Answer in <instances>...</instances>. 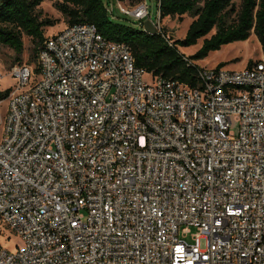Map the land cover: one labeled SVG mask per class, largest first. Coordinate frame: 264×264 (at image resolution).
Instances as JSON below:
<instances>
[{
  "label": "built area",
  "instance_id": "built-area-1",
  "mask_svg": "<svg viewBox=\"0 0 264 264\" xmlns=\"http://www.w3.org/2000/svg\"><path fill=\"white\" fill-rule=\"evenodd\" d=\"M109 4L150 21L147 0ZM36 61L8 71L0 228L20 244L0 264H264L263 57L189 87L77 23Z\"/></svg>",
  "mask_w": 264,
  "mask_h": 264
},
{
  "label": "trees",
  "instance_id": "trees-1",
  "mask_svg": "<svg viewBox=\"0 0 264 264\" xmlns=\"http://www.w3.org/2000/svg\"><path fill=\"white\" fill-rule=\"evenodd\" d=\"M44 1H53L54 6L68 24L94 25L109 42L124 43L131 48L135 66L154 76L197 87L194 63L220 50L223 46L245 42L253 34L261 46L264 59V0H241L240 8L233 20L232 0H159V20L188 15L193 18L182 40L172 41L162 32L148 34L141 28L112 20L106 12V4L124 0H4L0 5V46L15 52V61H20L23 50L22 38H30L33 45L31 59L36 58L42 42L44 29L55 23L41 18L38 7ZM142 0H132L133 6ZM203 40L201 47L191 56L179 52V48L195 46ZM253 63L249 62L247 67ZM220 65L219 67H222ZM38 69H36V72ZM10 89L0 91V102L7 99Z\"/></svg>",
  "mask_w": 264,
  "mask_h": 264
},
{
  "label": "rangeland",
  "instance_id": "rangeland-1",
  "mask_svg": "<svg viewBox=\"0 0 264 264\" xmlns=\"http://www.w3.org/2000/svg\"><path fill=\"white\" fill-rule=\"evenodd\" d=\"M124 3L127 6L132 7V0H124ZM234 12L230 16V20H233L235 13L239 10L241 0H232ZM111 7L115 4L110 3ZM148 11L150 13L149 19L154 24L158 22L157 15V6L155 0H147ZM38 12L41 15V18H47L52 20L55 25L53 27H48L44 29V37H50L59 31H61L67 24V19L56 10L53 1H44L38 7ZM114 16L110 17L112 20L124 22L128 25H133L138 28L137 21L132 17L124 16L118 12L116 7L114 8ZM146 20V19H145ZM144 20V21H145ZM193 21L188 15H183L178 18H165L159 21L161 32L172 41L182 40L186 34V31ZM215 29H213L206 37L201 38L197 41L195 46L189 48H179V52L185 56L193 55L202 45L204 39L209 38L213 35ZM23 50L20 55V61H15L16 55L15 52L8 48L0 46V71L3 78L0 80V90L4 91L10 89L14 84V80L8 76V71L10 67L14 64L25 63L30 66L36 67L37 65V54L35 59H31V51L33 45L30 38L24 36L22 38ZM262 58L261 46L257 41L256 37L251 34L249 39L245 42H235L226 46H223L220 50L209 53V55L201 60L194 62L198 67L202 68H217L220 65H223L221 68L229 71H240L247 67L249 62H257ZM6 100L0 102V136L2 133V121L6 112ZM231 129L237 131V125L233 124ZM2 232V238L0 239L1 244L9 249L14 251L15 244H20V240L9 233L6 228H0ZM11 235V239L8 242L5 238Z\"/></svg>",
  "mask_w": 264,
  "mask_h": 264
},
{
  "label": "water",
  "instance_id": "water-1",
  "mask_svg": "<svg viewBox=\"0 0 264 264\" xmlns=\"http://www.w3.org/2000/svg\"><path fill=\"white\" fill-rule=\"evenodd\" d=\"M3 1L4 0H0V5L3 3ZM143 31L151 35L158 33L156 27L149 20H145L143 22Z\"/></svg>",
  "mask_w": 264,
  "mask_h": 264
},
{
  "label": "crops",
  "instance_id": "crops-1",
  "mask_svg": "<svg viewBox=\"0 0 264 264\" xmlns=\"http://www.w3.org/2000/svg\"><path fill=\"white\" fill-rule=\"evenodd\" d=\"M1 91V90H0ZM7 105V104H6ZM6 113V112H5Z\"/></svg>",
  "mask_w": 264,
  "mask_h": 264
}]
</instances>
